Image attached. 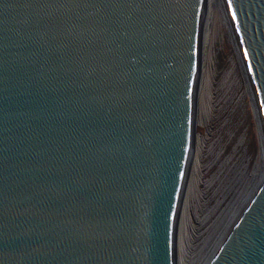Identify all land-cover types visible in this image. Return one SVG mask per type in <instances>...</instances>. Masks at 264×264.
Listing matches in <instances>:
<instances>
[{"label":"water","instance_id":"obj_1","mask_svg":"<svg viewBox=\"0 0 264 264\" xmlns=\"http://www.w3.org/2000/svg\"><path fill=\"white\" fill-rule=\"evenodd\" d=\"M264 141V0H221ZM208 0H0V264H178ZM202 264H264V171Z\"/></svg>","mask_w":264,"mask_h":264},{"label":"rangeland","instance_id":"obj_2","mask_svg":"<svg viewBox=\"0 0 264 264\" xmlns=\"http://www.w3.org/2000/svg\"><path fill=\"white\" fill-rule=\"evenodd\" d=\"M219 13L224 17L223 25L219 16L213 19L207 12L202 47V95L197 96V113L201 98L203 115L196 114L194 131L198 138L194 139L179 240L185 264H194L202 256L204 247L251 184L260 145L253 97L251 101L235 46L227 36L231 32L225 12ZM195 160L198 166L193 167Z\"/></svg>","mask_w":264,"mask_h":264},{"label":"bare ground","instance_id":"obj_3","mask_svg":"<svg viewBox=\"0 0 264 264\" xmlns=\"http://www.w3.org/2000/svg\"><path fill=\"white\" fill-rule=\"evenodd\" d=\"M208 2H209V10H208V12L210 13V15H212V18L213 19H217V17L219 16V21L218 22H220V24L221 25H223V23L225 22L224 21V17H222V14L220 15V10H222V13H223V11L225 12V10L223 9V6H222V3H221V0H208ZM226 15V14H225ZM209 19V18H208ZM226 19L228 20V17H227V15H226ZM212 20V19H211ZM208 24V23H207ZM226 25H228L229 27H230V32H231V34L229 33V31H228V29H227V36L229 37V40H230V42H231V44H233L234 46H235V50H236V52H237V57H238V66L241 68V73H242V75H243V78H244V80H245V83H246V89H247V91H248V93H250V98H251V101H252V93H251V89H250V86H249V83H248V79H247V76H246V73H245V71H244V69H243V67H242V63H241V61H240V55H239V53H238V51H237V47H236V44H235V41H234V38H233V35H232V30H231V25H230V23H229V20H228V23L226 22ZM207 35V34H206ZM231 36H232V38H233V40L231 39ZM204 38H205V35H204ZM205 41H206V39H205ZM204 42V41H203ZM204 44V43H203ZM203 47V46H202ZM205 51V50H204ZM204 55V54H203ZM203 58V57H202ZM205 61V60H204ZM202 73V72H201ZM201 88L200 89H198V93H199V95H202V93H201ZM201 97V96H200ZM200 102H201V98H200V100H199V104H198V113L196 112V114H202L203 115V113L201 112L202 111V104H204V103H202L201 102V104H200ZM209 103V102H208ZM207 105V104H206ZM252 105H253V102H252ZM255 105V104H254ZM254 105H253V108H254ZM205 107H207V106H205ZM205 109V108H204ZM256 110V107H255V109H254V111ZM204 111V110H203ZM207 116V115H206ZM205 117V116H204ZM202 120V119H201ZM255 120H256V128L258 129V133H259V135H258V138H260V145H259V151H258V155H257V160H256V167H255V171H254V178L252 179V182H251V184L247 187V189L246 190H244L245 192L244 193H246L247 191H248V188L251 186V185H253L254 183H255V181L257 180V178L260 176V174L264 171V141H263V136H262V133H261V128H260V123H259V119H258V116H257V112H256V115H255ZM195 138H196V140H197V138H198V135L197 134H195ZM200 140V139H199ZM195 159V158H194ZM195 164V166H193V167H196V160H195V162L193 163V165ZM198 166V165H197ZM194 169H196V168H194ZM192 170V169H191ZM196 171V170H195ZM197 174V173H196ZM190 178V177H189ZM195 178V177H194ZM189 181V180H188ZM193 183V182H192ZM193 185V184H192ZM189 186H190V184H189ZM188 190H189V188H188ZM188 190L186 191L187 193L184 195L185 197H186V195L188 194ZM185 197H184V202L183 203H185V201L187 200H185ZM242 198H243V195L241 196V198L234 204V208L232 209V211L229 213V215H227L228 217L226 218V220L224 221V223H223V225L215 232L216 234H215V236H214V238L212 237V239H211V241L209 242V243H207L208 245L206 246V247H204V249H203V251H202V256L196 261V263H194V264H202V262L204 261V259L206 258V256H207V254H208V252L210 251V249L212 248V246H213V244H214V242H215V240L219 237V235L222 233V230L224 229V227H225V225L227 224V222H228V220L230 219V217H231V215L233 214V212H235V210L237 209V207H238V205H239V203L242 201ZM186 205V204H185ZM231 209V208H230ZM185 210H186V208H185ZM186 212V211H185ZM185 214V213H184ZM187 217V216H186ZM185 219V218H184ZM184 219H183V213L181 212V219H180V223H179V225H180V228H179V230H178V250H177V260H178V264H181V261H182V264H185V262H183V260L181 259V258H183V257H181L182 255V253H181V242L179 241L181 238V232L180 231H182L181 229H182V227H183V221H184ZM183 234V233H182ZM183 242V241H182ZM191 244V243H190ZM187 247V246H186ZM196 249V248H195ZM183 252V251H182ZM186 252V251H185ZM191 256V255H190Z\"/></svg>","mask_w":264,"mask_h":264}]
</instances>
